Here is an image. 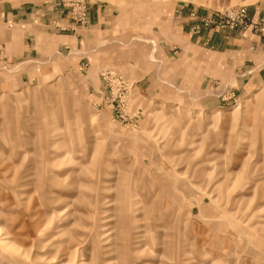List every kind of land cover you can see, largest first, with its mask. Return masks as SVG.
<instances>
[{
	"label": "rangeland",
	"instance_id": "1",
	"mask_svg": "<svg viewBox=\"0 0 264 264\" xmlns=\"http://www.w3.org/2000/svg\"><path fill=\"white\" fill-rule=\"evenodd\" d=\"M0 264H264V0H0Z\"/></svg>",
	"mask_w": 264,
	"mask_h": 264
},
{
	"label": "built area",
	"instance_id": "2",
	"mask_svg": "<svg viewBox=\"0 0 264 264\" xmlns=\"http://www.w3.org/2000/svg\"><path fill=\"white\" fill-rule=\"evenodd\" d=\"M251 27L249 24V14L245 7L234 8L224 14L216 15V17L208 16L200 20V25L195 27V32H200L204 28L210 32L212 31H237L245 30Z\"/></svg>",
	"mask_w": 264,
	"mask_h": 264
},
{
	"label": "crops",
	"instance_id": "3",
	"mask_svg": "<svg viewBox=\"0 0 264 264\" xmlns=\"http://www.w3.org/2000/svg\"><path fill=\"white\" fill-rule=\"evenodd\" d=\"M193 26L195 25L194 23H190V20L186 21L183 25L185 34L189 35V41L191 43L195 42L196 45L209 47L214 52H229L235 41L239 40L236 34L228 31H203L200 35H195L192 31Z\"/></svg>",
	"mask_w": 264,
	"mask_h": 264
}]
</instances>
